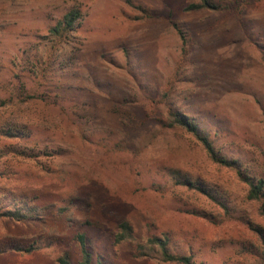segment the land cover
Masks as SVG:
<instances>
[{"label": "rangeland", "instance_id": "obj_1", "mask_svg": "<svg viewBox=\"0 0 264 264\" xmlns=\"http://www.w3.org/2000/svg\"><path fill=\"white\" fill-rule=\"evenodd\" d=\"M210 1L0 0V195L64 208L0 218V249L40 246L0 264H53L64 250L79 264L76 232L93 264H176L115 244L121 221L197 264H261L259 202L168 112L264 179V0ZM72 9L82 17L60 43L50 29Z\"/></svg>", "mask_w": 264, "mask_h": 264}, {"label": "trees", "instance_id": "obj_2", "mask_svg": "<svg viewBox=\"0 0 264 264\" xmlns=\"http://www.w3.org/2000/svg\"><path fill=\"white\" fill-rule=\"evenodd\" d=\"M193 8H213L216 7L210 0H200L199 4L192 6ZM192 7H186L191 9ZM82 14L79 10L72 9L58 20V22L50 29V34L54 39H57L60 43H67L66 39L69 38L74 31H76L77 24L81 19ZM78 21V22H77ZM182 41V53L186 54L185 44L186 39L179 29H177ZM169 116L173 117V120L183 127L187 132L192 134L196 140H198L204 147L209 158L220 166L236 169L239 177L248 185L247 197L249 199L259 202L260 214L264 216V179L260 177H250L238 168V164L234 159H228L223 156L219 150L215 149L208 136L199 130L195 123L189 121L186 117L177 112H173L168 109ZM19 138V132L15 135ZM22 138V136H21ZM12 153L17 155H25L26 152L12 148ZM201 192L205 193L212 200H216L215 196L204 188L196 186ZM64 208H53L50 206H38L32 200L27 197L17 196H2L0 195V218L14 221V222H32L41 221L48 217L53 219L61 218ZM252 230L256 233L260 239V262L264 264V228L253 227ZM78 246L81 253V260L79 264H93L92 254L89 251L87 238L85 233L76 232L72 238ZM114 243H130L133 247V256L135 257H149L165 263L176 264H197L192 256L179 254L172 252L169 249V238L165 236L160 238L154 235H147L144 240H139L135 236L134 228L128 221H121L117 225V232L113 235ZM5 247V246H4ZM40 246L37 242L28 244L26 248L9 244L7 248L0 249L3 251H24L30 253L33 250L39 249ZM53 264H72L68 251H62L55 259Z\"/></svg>", "mask_w": 264, "mask_h": 264}]
</instances>
